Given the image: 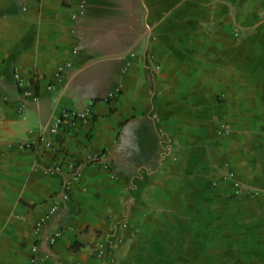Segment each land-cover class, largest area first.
Segmentation results:
<instances>
[{"label": "crops", "instance_id": "0c3cea01", "mask_svg": "<svg viewBox=\"0 0 264 264\" xmlns=\"http://www.w3.org/2000/svg\"><path fill=\"white\" fill-rule=\"evenodd\" d=\"M80 2L0 0V264H264V0Z\"/></svg>", "mask_w": 264, "mask_h": 264}, {"label": "rangeland", "instance_id": "374dc122", "mask_svg": "<svg viewBox=\"0 0 264 264\" xmlns=\"http://www.w3.org/2000/svg\"><path fill=\"white\" fill-rule=\"evenodd\" d=\"M231 198V197H228ZM234 204L232 202H228V206L225 205V208H227V210H232ZM221 208H218L214 213H213V219H214V224L212 225V258L210 260V255L207 254V259L205 260V258H203L206 254L205 250L206 247H210V245L205 246V244H198L197 245V255L192 256L193 259L192 260H185V261H176V264H239L242 263L239 261L240 255L237 252L236 248H237V237L235 235L236 233V228L235 226V222H236V214L232 217L229 218V221L231 223H233V227H229L228 229H225L226 231L222 230L220 223L222 221H225L222 219V212H221ZM202 214H197L198 217V221L199 220H205V216L201 217ZM223 218H224V214H223ZM222 219V220H221ZM224 228V227H223ZM181 230V229H180ZM179 230V232H180ZM226 232H228V235L226 234ZM209 233V232H208ZM207 234H201L202 239L204 240L205 236H208ZM190 248H193V245L190 246ZM198 256V257H197ZM197 257V258H196ZM195 259V260H194ZM114 263L115 260L110 261V263ZM173 261H168L165 263H172Z\"/></svg>", "mask_w": 264, "mask_h": 264}, {"label": "built area", "instance_id": "2783aa9c", "mask_svg": "<svg viewBox=\"0 0 264 264\" xmlns=\"http://www.w3.org/2000/svg\"><path fill=\"white\" fill-rule=\"evenodd\" d=\"M86 2H87V0H81V2L79 3V6H78L77 12L73 15L74 19L84 13ZM236 36H237V34H236ZM16 78L18 79V83H19L18 85L21 86V81L19 80V76L16 75ZM90 116H91V114H90L89 110H87L85 112H79V113L73 112V111L63 110L60 113V116L57 119V122H56L52 132L55 135L56 134L59 135L60 133L64 132L65 128L68 127V125H73L78 120H82V121L88 120ZM40 140L42 143L45 144V146H47V147L52 146V143L46 142L44 138H41ZM29 146L30 145H25V147H29ZM60 171H61V168L59 166H55V167L50 169L51 173H59ZM225 179L234 180V173L233 172L228 173L227 176H225ZM233 188H234L235 195H237L240 193L242 186L238 181L234 180L233 181ZM55 211L56 210L54 208L52 210V213H55ZM41 225H42V222H38L37 225L35 226V230L38 231L39 228L41 227ZM60 235H61L60 232H56L52 236H50L51 244H54L56 239L59 238ZM36 251H37V248H36V246H34L32 248V252L36 253ZM96 258L99 259L100 261L104 260L105 252L102 248L96 251ZM110 261H112V259Z\"/></svg>", "mask_w": 264, "mask_h": 264}]
</instances>
